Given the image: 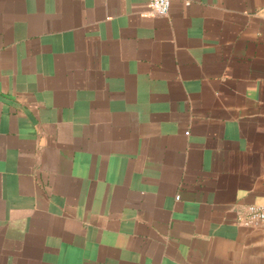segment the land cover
I'll use <instances>...</instances> for the list:
<instances>
[{
    "label": "crops",
    "instance_id": "obj_1",
    "mask_svg": "<svg viewBox=\"0 0 264 264\" xmlns=\"http://www.w3.org/2000/svg\"><path fill=\"white\" fill-rule=\"evenodd\" d=\"M264 0H0V264H264Z\"/></svg>",
    "mask_w": 264,
    "mask_h": 264
},
{
    "label": "built area",
    "instance_id": "obj_2",
    "mask_svg": "<svg viewBox=\"0 0 264 264\" xmlns=\"http://www.w3.org/2000/svg\"><path fill=\"white\" fill-rule=\"evenodd\" d=\"M171 0H148L149 12L155 16H165ZM236 222L248 227H264V204H249L237 212Z\"/></svg>",
    "mask_w": 264,
    "mask_h": 264
}]
</instances>
